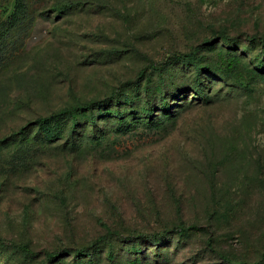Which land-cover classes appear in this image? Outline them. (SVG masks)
Instances as JSON below:
<instances>
[{
	"label": "rangeland",
	"instance_id": "374dc122",
	"mask_svg": "<svg viewBox=\"0 0 264 264\" xmlns=\"http://www.w3.org/2000/svg\"><path fill=\"white\" fill-rule=\"evenodd\" d=\"M263 252L264 0H0V264Z\"/></svg>",
	"mask_w": 264,
	"mask_h": 264
},
{
	"label": "trees",
	"instance_id": "16d2710c",
	"mask_svg": "<svg viewBox=\"0 0 264 264\" xmlns=\"http://www.w3.org/2000/svg\"><path fill=\"white\" fill-rule=\"evenodd\" d=\"M196 48L192 49L188 54H183L181 56H185V57H193L196 53ZM62 114V112H58V113H51L47 116L44 117H40L36 119L37 124H39L40 126H50L52 124V122H54L58 117H60V115ZM98 240H101V238H99ZM97 240V241H98ZM18 248L24 252H28L30 254H36L35 252H33L29 246L27 244H21L18 246ZM60 252H46L45 256L47 258L53 259L56 256L59 255ZM85 253V248L79 250V255H83ZM262 259H264V252L262 253Z\"/></svg>",
	"mask_w": 264,
	"mask_h": 264
}]
</instances>
